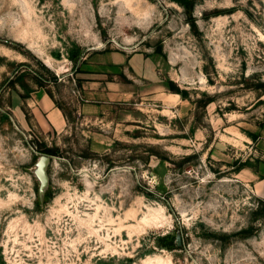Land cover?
Returning <instances> with one entry per match:
<instances>
[{
  "label": "rangeland",
  "instance_id": "obj_1",
  "mask_svg": "<svg viewBox=\"0 0 264 264\" xmlns=\"http://www.w3.org/2000/svg\"><path fill=\"white\" fill-rule=\"evenodd\" d=\"M192 1L196 32L173 0H0V264H264V0ZM107 52L158 78L84 72ZM115 77L132 97L83 115L86 82Z\"/></svg>",
  "mask_w": 264,
  "mask_h": 264
},
{
  "label": "crops",
  "instance_id": "obj_2",
  "mask_svg": "<svg viewBox=\"0 0 264 264\" xmlns=\"http://www.w3.org/2000/svg\"><path fill=\"white\" fill-rule=\"evenodd\" d=\"M120 69H135V77L139 79V82H143L142 79L148 77L157 79L156 74L158 75L159 73L156 70L154 62L143 54L125 55L114 52L94 55L84 67V72L97 76H109L114 75L117 73L116 70ZM89 81L91 82H86L87 84L83 86L84 92L82 96L85 98V101L79 107L82 114L87 117H96L104 112V110H107L109 105L128 100L132 97L133 93L117 77L111 80L94 78ZM96 84H99L101 87H95L94 85ZM149 85L154 89L153 92L165 90L164 86L158 83ZM31 101L32 103L28 102L27 106L41 128L48 126L57 133H61L67 129L68 121L51 97L47 94L38 93ZM259 139V148L264 151V126L261 129ZM254 188L256 191L264 192V180L256 183Z\"/></svg>",
  "mask_w": 264,
  "mask_h": 264
},
{
  "label": "trees",
  "instance_id": "obj_3",
  "mask_svg": "<svg viewBox=\"0 0 264 264\" xmlns=\"http://www.w3.org/2000/svg\"><path fill=\"white\" fill-rule=\"evenodd\" d=\"M173 1L177 4H179L181 7H183L186 10L187 14L189 15L188 22H189L190 26L193 28V30L196 32L197 31V23H196L195 18L193 17V11L195 9L194 1H192V0H173ZM223 14H226V13L224 11H215L210 16L217 17V16H220ZM248 15L252 18V15H250L249 13H248ZM164 85L167 86L166 84H164ZM174 86L175 85L173 83H169V86H168L169 90H172V92L174 94H178L181 97H186L187 91L176 89ZM172 87L175 89H173ZM57 107L63 112L65 118L68 119V116L63 111V109L59 106H57ZM249 137L253 140L258 139L257 138L258 136L254 135V134H251ZM37 152L41 155H47L51 158L59 157V151L56 148H53V149L52 148H45L44 150L37 151ZM45 197L47 199L51 198L50 194H48L47 192L45 193Z\"/></svg>",
  "mask_w": 264,
  "mask_h": 264
},
{
  "label": "water",
  "instance_id": "obj_4",
  "mask_svg": "<svg viewBox=\"0 0 264 264\" xmlns=\"http://www.w3.org/2000/svg\"><path fill=\"white\" fill-rule=\"evenodd\" d=\"M52 158L45 155L42 156L38 162V175L42 182V193H45L48 185V175H47V169L49 164L51 163ZM182 237L180 234H177L175 245L176 247L182 246Z\"/></svg>",
  "mask_w": 264,
  "mask_h": 264
}]
</instances>
